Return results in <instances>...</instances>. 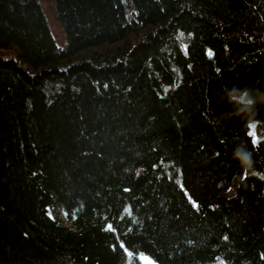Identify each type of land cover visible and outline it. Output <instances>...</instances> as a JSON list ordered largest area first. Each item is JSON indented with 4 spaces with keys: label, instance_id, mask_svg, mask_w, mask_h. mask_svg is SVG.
<instances>
[{
    "label": "trees",
    "instance_id": "16d2710c",
    "mask_svg": "<svg viewBox=\"0 0 264 264\" xmlns=\"http://www.w3.org/2000/svg\"><path fill=\"white\" fill-rule=\"evenodd\" d=\"M42 1L0 0V264H264V104L222 100L264 0H48L63 46Z\"/></svg>",
    "mask_w": 264,
    "mask_h": 264
},
{
    "label": "clouds",
    "instance_id": "9594fccd",
    "mask_svg": "<svg viewBox=\"0 0 264 264\" xmlns=\"http://www.w3.org/2000/svg\"><path fill=\"white\" fill-rule=\"evenodd\" d=\"M222 100L231 105L237 115L243 114L247 117L249 127H253L256 123V107L264 104V90L253 87H239L233 85L223 89ZM234 157L239 159L247 168H252V153L246 147H237L234 150Z\"/></svg>",
    "mask_w": 264,
    "mask_h": 264
},
{
    "label": "rangeland",
    "instance_id": "374dc122",
    "mask_svg": "<svg viewBox=\"0 0 264 264\" xmlns=\"http://www.w3.org/2000/svg\"><path fill=\"white\" fill-rule=\"evenodd\" d=\"M42 6L46 14V17L48 19L52 34L57 44L59 46H63L66 41V38H65V34L63 32L62 26L55 16L53 4L49 2L48 0H43ZM143 261H144V264H156V263L149 261V259L147 258H144Z\"/></svg>",
    "mask_w": 264,
    "mask_h": 264
},
{
    "label": "snow or ice",
    "instance_id": "6c2138e0",
    "mask_svg": "<svg viewBox=\"0 0 264 264\" xmlns=\"http://www.w3.org/2000/svg\"><path fill=\"white\" fill-rule=\"evenodd\" d=\"M253 135H254V133H253ZM253 142L255 143L256 141L254 140Z\"/></svg>",
    "mask_w": 264,
    "mask_h": 264
}]
</instances>
